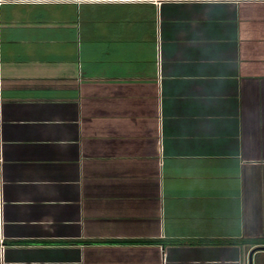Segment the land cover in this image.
Wrapping results in <instances>:
<instances>
[{"label":"crops","instance_id":"obj_1","mask_svg":"<svg viewBox=\"0 0 264 264\" xmlns=\"http://www.w3.org/2000/svg\"><path fill=\"white\" fill-rule=\"evenodd\" d=\"M262 241L264 0H0V264Z\"/></svg>","mask_w":264,"mask_h":264},{"label":"rangeland","instance_id":"obj_2","mask_svg":"<svg viewBox=\"0 0 264 264\" xmlns=\"http://www.w3.org/2000/svg\"><path fill=\"white\" fill-rule=\"evenodd\" d=\"M251 256L253 257L256 253H255V250L254 251H251ZM259 256L258 259L255 258V264H264V251L261 252L260 255H257ZM256 256V257H257Z\"/></svg>","mask_w":264,"mask_h":264},{"label":"trees","instance_id":"obj_3","mask_svg":"<svg viewBox=\"0 0 264 264\" xmlns=\"http://www.w3.org/2000/svg\"><path fill=\"white\" fill-rule=\"evenodd\" d=\"M260 244H261V245H264V242L262 241L261 243H259V245H260Z\"/></svg>","mask_w":264,"mask_h":264},{"label":"water","instance_id":"obj_4","mask_svg":"<svg viewBox=\"0 0 264 264\" xmlns=\"http://www.w3.org/2000/svg\"><path fill=\"white\" fill-rule=\"evenodd\" d=\"M260 249H264V247L260 248ZM251 264V263H250Z\"/></svg>","mask_w":264,"mask_h":264}]
</instances>
